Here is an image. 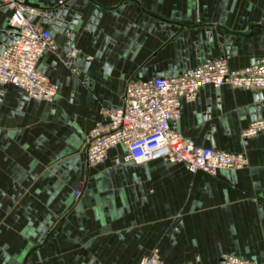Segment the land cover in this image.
<instances>
[{
  "label": "crops",
  "instance_id": "1",
  "mask_svg": "<svg viewBox=\"0 0 264 264\" xmlns=\"http://www.w3.org/2000/svg\"><path fill=\"white\" fill-rule=\"evenodd\" d=\"M79 16L65 48L38 70L56 86L50 102L0 86V264H221L232 255L264 264V92L203 87L182 103L175 130L189 145L245 155L239 171L192 174L154 160L126 163L122 147L87 167L94 124L123 105L130 79L175 77L224 58L232 70L264 58V0H27ZM11 14L0 8V37ZM81 195L76 198L75 192Z\"/></svg>",
  "mask_w": 264,
  "mask_h": 264
},
{
  "label": "built area",
  "instance_id": "2",
  "mask_svg": "<svg viewBox=\"0 0 264 264\" xmlns=\"http://www.w3.org/2000/svg\"><path fill=\"white\" fill-rule=\"evenodd\" d=\"M0 8L11 14L9 27L16 30L17 36L0 54V86H12L30 100L52 101L57 88L38 70L42 56L53 49L51 32L41 23L47 17V10L27 0H0ZM223 86L264 92V58L238 70L230 69L227 60L220 58L175 77L130 79L125 86L122 107L108 112L87 134L82 146L86 166L100 165L111 149L120 146L126 152L124 161L134 165L165 160L171 165H183L192 174L208 176L244 169L245 155L189 145L175 130L183 102H195L203 87ZM260 135H264V119L250 123L242 132V145L246 147ZM80 195V191L75 192L76 198ZM138 264L163 262L157 250H153ZM221 264L255 263L225 255Z\"/></svg>",
  "mask_w": 264,
  "mask_h": 264
},
{
  "label": "water",
  "instance_id": "3",
  "mask_svg": "<svg viewBox=\"0 0 264 264\" xmlns=\"http://www.w3.org/2000/svg\"><path fill=\"white\" fill-rule=\"evenodd\" d=\"M68 10L66 7L58 8L55 10H47V17L42 20V24H47L49 19L55 20L54 21V30H61L65 31V35L69 38L66 43L65 51L68 56L72 54V44L71 40L74 38V34L71 33L74 30V26L77 24V20L79 19L78 15H75L74 19L69 23L65 22L67 17ZM7 32L9 35L4 34L0 37V54L4 50L6 45H9L12 40H16L17 36L15 35L16 30L8 27ZM261 99V94L257 93L254 95V101L257 102Z\"/></svg>",
  "mask_w": 264,
  "mask_h": 264
}]
</instances>
